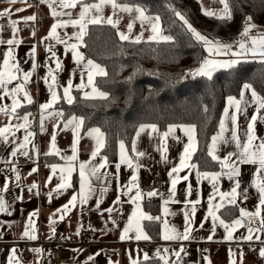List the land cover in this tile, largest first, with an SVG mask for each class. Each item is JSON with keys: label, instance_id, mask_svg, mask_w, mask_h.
Here are the masks:
<instances>
[{"label": "crops", "instance_id": "crops-1", "mask_svg": "<svg viewBox=\"0 0 264 264\" xmlns=\"http://www.w3.org/2000/svg\"><path fill=\"white\" fill-rule=\"evenodd\" d=\"M197 1L200 4L202 13L203 9L219 12L223 8V5L218 0H215V2L214 0ZM95 2H98V0ZM128 6L138 7L133 5ZM8 8L12 9V14L0 18V27H2L0 39L6 41L12 38V29L9 27V21H18V31L16 32L15 38L21 41V43L13 47V52L15 57L14 62L20 69L18 73L20 79H23V73L32 72L33 63H35L36 68L29 83L25 85V89L33 99L32 104H28L23 99V93H20L18 98L21 100L22 106L18 107L15 113H11L12 99L9 96H5L3 91H0V97H3L0 99V107H7L9 109L8 115L0 113V128L9 125L12 126V131L7 133L8 142L5 143L0 139V189L3 188L6 182L8 183V190L6 192H0V195H3L6 204L9 205L8 212L11 213V215L8 212L0 213V264H8V259L12 255L11 250L13 248L16 249V260L13 261V264H17V261L19 264H52L47 257L49 251L48 243L58 240L67 233L76 234L77 230L86 226L91 227L95 231V244L72 246L69 249L68 259L62 264H133V261H136L138 264L139 262L146 261L144 259L145 254L150 259L149 254L143 251L140 246V243L147 241L152 242L156 258H160L164 264L165 261H167V264H231L232 261H235V264H264V258L259 256V249L264 248V243H262L264 242V232H256L252 241L240 239V237L248 235L247 228L249 226L253 228L259 226L260 217L243 218L242 226H236L232 229L233 239L229 240L227 239V232L220 225L219 220L215 222L216 227L213 231V221L209 216L210 197H212L213 205L222 204L220 210L216 212V215L227 224H231L236 219H241V208L248 212H255L259 207V193L254 186V181L257 180L259 165L239 164L237 155H233L229 163H237V166L240 168L241 175L238 178L241 181L240 190L246 193V198L244 196L238 197L236 206H233L227 204V200L230 197L226 196L222 202L219 195L220 193H230L235 185V179H229L226 174L228 169L221 165V161H226L229 154H238L240 151L237 148L236 141L232 139V133H236L241 144L245 143L247 140L248 124L251 121V117L257 115L258 118L255 124L256 135L264 138V120L262 118L260 119L259 113L256 111L258 105L252 100L251 91L245 92L240 105V113H235L234 108H229V116L226 118L223 111L222 120L225 124V131L223 132L222 138L218 139L214 149L213 144L211 143L210 145V149H213L214 154L219 158L215 161L219 162L220 167L217 171H205L209 174V178H204L203 173L205 172L200 171L197 167L194 169L185 167L179 172L181 179L177 182L175 196L173 197L171 195V178L168 173L173 167L180 166L181 156L184 155L185 145L188 144V136L182 128L191 125L173 124L176 126V131L168 136L166 142H162L160 134L166 132L169 127L165 131H162L156 125L159 129V134L151 133V130L147 129L139 137L136 134L134 136L133 142L135 141L136 151L144 152L145 155L143 157L136 156L133 151L129 153L125 148L126 154L133 159L132 167H128L127 164H120V150L118 161L114 164H109L107 161V165L97 173V176H100L101 173L110 174L106 178L108 191L101 198L100 188L105 185V180H97L96 176H90V170L94 166H98L102 162V158L105 157L101 154L103 149L101 148L97 156L94 159L92 158L91 153L97 146L95 135L89 136L87 134L88 131L81 134V129L79 130V139L75 144L77 158L75 161L70 162L66 158L73 155L74 135L72 127L65 129L63 123L59 128L55 127L54 125L60 124L62 118L48 116L46 113L44 131H41L40 128V105L48 102L51 98L49 84H52L53 90L63 99V89L68 86L69 81L73 85L71 95L74 90H78L77 86L80 85L82 79L85 85L88 82L86 68L83 64L78 65L75 62L70 47H66L65 43H56L54 39H44L48 35L53 23H57L58 21L69 22L70 20L78 19L80 6L78 4L74 9H65V11L72 13L71 16H61L55 19L52 17L48 5L46 3L41 4L40 0H26V2H18L15 5H9L6 3V0H0V11ZM21 8L25 10L20 12L15 11ZM32 15H35V21L25 22L23 18ZM103 15L106 18L110 17L113 21L118 20L116 26L117 31L128 34L130 39L127 41H134L141 33H143L141 41H154L148 39L153 35L149 22H142L136 12H121L117 9L116 14L113 15V10L109 5L104 7ZM146 15L149 17H157L156 15ZM130 23L132 24V31L128 33V25ZM100 24L107 23L102 22ZM159 28L160 34L166 36L163 34L160 18ZM252 31L253 34L249 36L257 37L259 34H264V27L257 26ZM78 32L79 27H73L70 23L67 26H62L57 29V34L67 41V45L70 46L71 44L77 43L79 44L78 51L81 52L80 42L75 38ZM33 33L35 34L33 35ZM240 41H245L248 46H251L250 40L240 35L238 39L230 44L233 45L232 51H240L238 47V42ZM33 46L36 49L34 57L30 55ZM49 46L55 51L56 57H52L51 52L47 50ZM8 47L6 43L0 44V68L3 67V58L4 54L8 51ZM206 58L221 61H227L229 59L260 60L258 56L253 57L250 53L247 56L233 57L231 52L213 56H210L207 52ZM57 59L61 64L59 69L56 68ZM86 60L88 59L85 58V62ZM199 66L200 64L190 72H193ZM49 69L52 70V76L56 78L54 83L49 76ZM99 76H94V86L95 79ZM17 82L13 81L8 87L12 88ZM78 91H81L83 94L88 92L92 97L98 98L95 93H92L91 86ZM242 91H244L243 88ZM235 98L240 100L241 95ZM59 101L54 104L53 109L48 111H62L57 107ZM23 107H30V110L17 113ZM226 107H229L228 99L226 101ZM33 111H36L38 115L34 116ZM28 113H31L29 117V130L34 132L35 136L30 138L32 143L26 149L17 152V155L13 157L11 155L12 151L20 143H23V137L25 135V130H17L15 125L24 123L20 117ZM232 114L237 115L235 125L232 124L230 119ZM13 132L15 133L14 136L12 134ZM53 134L56 136L55 144L56 149L59 150V154H56L55 150L51 148V136ZM219 134L220 129L216 136ZM195 140L196 152L198 148L196 130ZM103 142L105 144L104 133ZM165 143L167 150L163 151ZM254 143L258 144L259 141H255ZM33 145H35V148H33ZM23 151H28L29 156L25 157L22 155L21 152ZM49 152L51 154L45 155V153ZM195 152L188 161L190 165L193 164L192 159ZM163 157H166V159ZM21 158H25L24 163L20 162ZM81 162L86 164V176L90 178L92 188L95 190L94 194L84 205H80L78 195L80 192L79 165ZM117 164H120L119 171L116 169ZM52 165L57 166L55 174L51 171ZM69 166L73 168L71 175L72 187L57 193L54 189L61 182L59 169ZM13 168L18 171L21 177L19 181L16 180V173L12 171ZM33 168H37L38 171L31 173ZM216 173H220V175L216 181H212L211 175ZM133 175L137 176L135 183L138 184V189L133 188L132 192L125 195L123 186L129 185ZM173 175L176 174L174 173ZM184 176H187L188 179L184 180ZM48 178H50L51 182L46 185ZM33 183H36L38 188L30 192L28 189ZM213 183L216 184L215 189L213 188ZM189 185L192 188L191 195L187 194ZM137 190L140 191L142 197L138 201L140 212L152 217H160V220H157L159 224V238L156 241L152 240L144 229V222L150 220L141 219L140 213L137 214V217L133 218V224L128 233V237L124 240L120 239L121 235H123L124 228L129 227V218L136 208V205L130 201L129 197L134 196ZM50 191L52 192L51 198L48 195ZM85 191L87 192V189ZM149 192L157 193L154 196L160 199L158 204H149L146 202V199L150 197L148 195ZM73 195L78 196L76 207L70 206L71 210L64 214L63 219H60L61 213L57 212V210L62 209L65 204H68ZM117 198L120 200L119 204L115 203ZM197 199L200 200V203L196 205L195 214L191 215L192 204L188 203V201L194 202ZM98 200H101L99 210L96 207ZM165 200L169 201L167 205L164 203ZM110 207L114 208L111 214L104 211ZM165 207L168 208L167 214L164 213ZM224 209H228L227 214H222L221 211ZM260 211L261 216H264V208H261ZM33 212L37 214L32 216V224L29 226L28 218ZM185 212L190 214L192 221V230L189 234L190 238L188 240L163 239L166 232L168 235H174L175 233L183 234L186 224ZM53 213H56V223L50 226L49 218L52 217ZM137 221L139 222L140 229L149 239L136 240L134 238L136 235ZM165 221L167 222V227H165ZM201 224H203V227H201ZM26 228L30 232L32 228L35 229L33 233L37 237L35 240L23 237V232ZM52 228H55L54 233L52 232ZM209 236H211V240L208 239ZM256 236H259L260 239L257 240L255 238ZM206 242L210 244L204 253L201 254L200 245ZM117 243H122L121 252L113 258L105 255V250L115 252ZM22 249H27L32 256H22L20 254ZM33 249H41L42 251L36 253L32 251ZM166 249L167 251H165ZM177 252H179V256L176 255Z\"/></svg>", "mask_w": 264, "mask_h": 264}, {"label": "trees", "instance_id": "trees-1", "mask_svg": "<svg viewBox=\"0 0 264 264\" xmlns=\"http://www.w3.org/2000/svg\"><path fill=\"white\" fill-rule=\"evenodd\" d=\"M228 2L233 17L222 21L204 15L197 0H118L158 16L163 34L172 39L134 43L121 40L117 27L89 25L80 50L86 59L105 69L107 75L97 77L95 86L107 98H86L81 91L74 90L72 104L60 99L57 105L64 113L59 125L76 116L84 119L81 134L99 128L105 136L101 154L109 164L118 161L121 142L132 152V142L141 125L155 124L162 131L173 124L191 125L198 140L192 163L200 171H217L220 164L212 159L209 150L212 137L220 129L226 101L230 96L239 97L245 83L264 98V63L241 60L232 69L214 73L211 80L193 78L190 71L207 57V52L175 13H182L201 34L225 44L239 38L248 16L253 24L264 27V0ZM28 110L30 107H23L17 113ZM262 116L264 109L259 113L260 119ZM221 212L227 214L228 209ZM144 229L152 240L159 238L157 220L145 221ZM138 264L164 262L155 257Z\"/></svg>", "mask_w": 264, "mask_h": 264}, {"label": "snow or ice", "instance_id": "snow-or-ice-1", "mask_svg": "<svg viewBox=\"0 0 264 264\" xmlns=\"http://www.w3.org/2000/svg\"><path fill=\"white\" fill-rule=\"evenodd\" d=\"M18 2H26V0H6V3L9 5H15ZM215 2V0H214ZM218 2L223 5V8L217 12V11H212L208 9H203V14L209 17H215L218 20H231L233 17L232 9L229 5L228 0H218ZM41 4H47L52 17L55 19L57 17L61 16H71L72 13L70 11H65V9H74L77 7L79 4L80 6V11H79V18L78 19H73L70 20L69 22H64V21H58L57 23H53L48 35L44 39H54L56 43H65L66 47H70L72 50V55L75 60V62L79 64H83L84 67L87 70V77H88V82L87 85L83 82V79L81 80L80 85L77 86L78 90H83L85 87L91 86L92 87V93H95L96 96L99 98H107V94L104 92L98 91V89L93 85V78L95 75H100V76H106L107 73L103 67H101L99 64L94 63L91 59L86 60L85 62V56L78 51L79 44L74 43L71 44L70 46L67 45V41L62 39L58 34H57V29L62 26H67L68 23L71 24L73 27H79V32L76 34L75 38L77 41L80 42V44L83 43V38L87 34V27L89 24H100L102 22H106L107 24L112 25L113 27H116L118 24L117 21H113L110 17H105L103 15V10L105 6H111L113 10V15L116 14V10L119 9L121 12H128L132 13L133 11L138 14V18L143 22V21H148L151 27V31L153 33L152 36H150L148 39L154 40V41H170L172 39L171 36H163L160 34V28H159V17H149L145 14V10L140 7H130L127 4H121L118 3V0H98V2H93V3H87L84 2V0H40ZM25 9H16V12L24 11ZM12 14V9H4L0 11V18H3L4 16H10ZM175 15L180 18V20L183 21L184 25H186L187 30L192 34V36L195 37V39L198 42H201L205 50L209 53L210 56L213 55H221V54H227L228 52H231V55L233 57H242V56H247L249 53L253 57H259L260 61L264 63V34H259L257 37H250L249 33L256 28L257 26L253 24L252 17L248 16L245 19V25L243 27V31L241 32L242 37H247L250 40L251 46H248L245 41H240L238 42V47L240 49L239 52H234L232 51L233 45L230 44H225L219 41L218 39L213 40L205 35L201 34L199 31H197L190 23L189 21L184 17V15L180 12H176ZM25 22L27 21H35L36 17L35 15L28 16L23 18ZM18 21H9V27L12 29V38L5 40L0 39V44H7L8 51L4 54L3 58V67L0 68V91H3L5 96H9L12 99V105L10 108L11 113H15L18 107H21V100L18 98L20 93H23V99L27 101L28 104L33 103V99L29 92L25 89V85H27L30 81V78L35 71L36 65L33 63L32 66V72H25L23 73V79L21 80L18 73L20 71L19 66L14 62L15 57H14V52H13V47L17 46L21 43L18 39H16V32L18 31L17 28ZM0 31H2V27H0ZM132 31V24L130 23L128 25V33H131ZM35 33H33L34 35ZM118 35L121 40H129L130 37L128 34H125L124 32H118ZM143 37V33H141L140 36H137L135 38L134 43H139ZM49 52H51L52 57H56L55 51L52 49L51 46L48 47L47 49ZM35 46L32 48V55L34 57L35 54ZM11 61V63H10ZM242 61L240 59H229L227 61H221V60H215V59H204L198 68H196L193 72L190 73V75L195 78L197 76H202V77H207L209 80L212 79L213 74L217 72L220 69H232L236 67L238 64H240ZM61 67V64L59 60H56V68L59 69ZM49 76L52 79V82H55V76H52V70L49 69ZM131 79V78H129ZM13 81H18L15 86L12 88H9L8 85L12 84ZM47 82V81H46ZM49 92L51 94V98L48 102H45L40 105V128L41 131H44V121L46 119V113L48 116H53L56 118H63L64 113L63 111L60 110H53L49 112L48 110L54 108V104L57 103L61 97L57 94L56 91L53 90L52 84H49ZM73 88L72 82H68V86L63 89V99L67 101L68 104H72L74 101V97L71 95V90ZM244 91L241 92V99L237 100L235 97H228V106L224 110V115L227 118L229 116V108H234L235 113H240L241 112V102L243 101V97L245 92L251 91V97L252 100L258 105L256 111L257 113H260L262 109H264V98H261L260 96L257 95L256 91L252 89V86L250 84L245 83L243 85ZM86 98H94L92 97L88 92L84 93ZM3 97H0L2 99ZM0 113H3L5 115L9 114V109L7 107H0ZM31 113L25 114L22 117H20L24 123L17 124L15 125V128L17 130L19 129H24L25 130V135L23 137V143H20L19 146L12 151L11 155L15 157L17 155V152H20L22 149H26L29 144L32 143V140L30 139L31 137L35 136V133L29 130V117ZM257 115H253L251 117V121L248 124L247 128V140L245 143L241 144L240 139L237 137L236 133H232V139L236 141L237 148L240 149L239 153H233L229 154L228 158L226 161H221V165L224 168H227V175L229 179H235V185L232 188L230 193H220L221 201H224V198L226 196L230 197V199L227 200V204L236 206L237 204V198L240 196H244L246 198V193L243 192L241 189V181L238 179L241 175L240 168L237 166V163H229L231 161L233 155L238 156V163L239 164H258V170H257V180L254 181V186L257 189V192L259 193V207L255 212H248L245 209H240V216L241 219H236L234 220L231 224L225 223L223 219H220L217 215L216 212H218L222 206V204H212V197H210L209 200V216L211 217L213 221V231L215 230L216 227V221L219 220L220 225H222L225 228V231L227 232V239L231 240L233 239L232 236V229H234L236 226H242V219L246 217H260L259 221V226L257 228L253 227H248V235L247 236H242L240 239L242 240H247V241H252L253 236L256 232H264V216H261V208H264V138L258 137L256 135L255 131V124L257 122ZM264 119V116L261 117ZM231 122L233 125L236 124L237 121V115L232 114L231 117ZM84 125V119L83 118H77L75 116H72L70 119H67L66 121H63V127L65 129L72 127L73 130V135H74V144H73V155L71 157H67L66 159L68 161H75L76 160V147L75 144L78 142L79 139V130L83 127ZM55 127L59 128L60 125L56 124L54 125ZM147 129L151 130V133H158L159 134V129L157 128L156 125H141L139 127V130L136 133V136L139 137L141 133L145 132ZM182 130L185 132V134L188 136V144L185 145L184 149V155L181 156V161H180V166L179 167H173L171 171L168 173L169 177L171 178V195L174 197L175 196V190H176V185L177 182L181 179L179 176V172L184 169L185 167H190V168H195L196 165L192 164L190 165L188 161L191 158V155L195 152L196 150V140H195V127L194 126H189V127H183ZM12 131V126H5L3 128H0V139H2L5 143L8 142V137L7 133ZM176 131V126L171 125L169 126L168 130L162 134L161 140L162 142H166L168 136L170 134L175 133ZM225 131V124L224 121L222 120L220 122V134L218 136H213L212 137V144H213V149L215 148V145L218 141V139L222 138L223 132ZM13 136L15 133H12ZM89 136L95 135L97 139V146L96 149L91 153L92 158L94 159L97 156V153L100 151L101 148L104 146L103 142V133L100 131L99 128H92L88 130L87 133ZM56 136L53 134L51 136V148L55 150L56 154H59V150L56 149ZM255 141H259L258 144H255ZM33 148H35V145H33ZM213 149L209 150V155L212 156L213 160H218L219 158L214 154ZM120 164H127L128 167L133 166V159L129 157L126 154L125 151V145L123 142L120 143ZM166 143L164 144V149L163 151H166ZM132 151L135 153L136 156L143 157L145 155L144 152H137L136 151V145L135 141L133 142L132 145ZM22 155L25 157L29 156L28 151H23L21 152ZM51 154L45 153V155ZM166 159V157H163ZM120 164L116 165L117 171H119ZM107 165V158L103 157L102 162L98 166H94L90 170V176H96L97 180L104 179L105 180V185L100 188V196L101 198L103 195L108 191V187L106 186L107 180L106 178L110 175L109 173H101L100 176H97V173L100 172L101 169H103ZM139 167V165H137ZM86 164L84 162H81L79 165V176H80V192H79V202L80 205H84L88 202L89 198L94 194V189L92 188L90 178L86 176ZM12 171L16 173V180L19 181L21 179L18 171L13 168ZM37 168H33L31 170V173L37 172ZM51 171L53 174L56 173L57 171V166L52 165L51 166ZM61 176H60V183L57 184L56 188L54 189L55 192L59 193L61 190H65L69 187H72L71 184V175L73 172V168L71 166L64 168L61 167L59 169ZM29 173V174H31ZM66 173V175H65ZM176 175H173V174ZM198 175H200L198 173ZM220 173L212 174L211 179L212 181H216L219 177ZM204 178H209L208 173H203ZM184 180H187L188 177L184 176ZM137 181V176L133 175L131 177V181L129 182V185L123 186L125 189L124 194L127 195L128 193L132 192L133 188L138 189V184L135 183ZM51 180L50 178L47 179V183H50ZM38 185L36 183H33L30 188L28 189L30 192L33 189H37ZM213 188H216V184L213 183ZM87 189V192L85 191ZM8 190V183L6 182L3 185V188L0 189V192H6ZM240 190V191H238ZM192 188L191 185H189L187 194L191 195ZM157 193L155 192H149V196H154ZM49 198H51L52 192L50 191L48 193ZM141 193L139 190L136 191L134 196H130L129 199L132 203L136 205L135 210L132 212V216L129 218V227H125L123 230V235H121L120 239L124 240L125 238L128 237V233L130 231V228L133 224V218L137 217V214L140 213V218L141 219H147V220H160V217H152L150 215H146L142 212H140V207L138 201L141 199ZM77 195H73L71 197V200L69 201L68 204H65L62 209H58L57 212H60V219L64 218V214L70 211V206L71 207H76L77 205ZM168 200H165L164 203L165 205L168 204ZM101 200L97 201L96 207L99 210ZM116 204L120 203L119 198H117ZM188 203L192 204L191 208V215L195 214L196 211V205L200 203V200L196 201H188ZM8 207L9 205L6 204L5 199L3 195H0V213L8 212ZM104 211L108 212L111 214L114 211V208L110 207L105 209ZM164 213H168V208H164ZM9 215H11L10 212H8ZM37 213L33 212L29 216V226L32 224V216H35ZM56 213H53L52 217H50V226L51 224H55ZM185 230L183 234L180 233H175V230L173 229V232L175 233L174 235H168L167 232L164 234L163 239L165 240H170V239H178V240H188L190 238V232H191V218L190 214L188 212H185ZM115 222V221H113ZM165 227H167V222L165 221ZM201 227H203V224H201ZM35 229L32 228V231L30 232L28 228L25 229L23 232V237H27L28 239L35 240L37 237L35 234ZM52 232H55V228H52ZM77 235L80 234L79 230L76 232ZM136 240L140 239H149V237L142 232L139 226V222H136V235L134 237ZM257 240L260 239L259 236L255 237ZM209 240H211V236L208 237ZM264 243V242H262ZM32 251L36 253H40L42 250L41 249H33ZM167 251V249L165 250ZM183 251V249H181ZM231 251V250H230ZM12 255L8 259V264H13V261L16 260V249L11 250ZM177 256H179V252L176 253ZM259 256L261 258H264V248L259 249ZM144 259L147 260L148 256L145 254ZM207 259V258H205ZM17 264L19 262L17 261ZM133 264H137L136 261H133ZM165 264H167V261H165ZM231 264H235V261H232Z\"/></svg>", "mask_w": 264, "mask_h": 264}, {"label": "built area", "instance_id": "built-area-1", "mask_svg": "<svg viewBox=\"0 0 264 264\" xmlns=\"http://www.w3.org/2000/svg\"><path fill=\"white\" fill-rule=\"evenodd\" d=\"M253 31L249 33V35H252ZM33 115L37 116L38 113L36 111H33ZM21 163L25 162V158L20 159ZM147 203L150 204H158L160 202V199L156 196H150L146 199ZM80 234H73V233H67L63 236H61L58 240L50 241L48 243L49 245V251L47 253V257L50 263L52 264H62L64 261L68 259L69 256V249L72 246L75 245H92L95 244L96 241V233L95 231L89 227H83L79 230ZM100 244V243H99ZM210 243H202L200 245V253H204V251L208 248ZM152 242H142V249L146 251L150 258H155V252L152 250ZM118 250L115 252H111L109 250H105L104 253L110 258L115 257L118 253L121 252V243H117ZM20 254L22 256H28L31 257L32 254L27 249H22L20 251Z\"/></svg>", "mask_w": 264, "mask_h": 264}, {"label": "rangeland", "instance_id": "rangeland-1", "mask_svg": "<svg viewBox=\"0 0 264 264\" xmlns=\"http://www.w3.org/2000/svg\"><path fill=\"white\" fill-rule=\"evenodd\" d=\"M150 204V203H149ZM158 240V239H157ZM154 241H156V240H154ZM76 246V245H75ZM77 246H88V245H77ZM121 246H122V243H121ZM140 246H141V248H142V243H140ZM152 246V245H151ZM118 250V247H117V249H116V251ZM143 250V249H142ZM152 250H153V247H152ZM144 251V250H143ZM154 251V250H153ZM146 252V251H145Z\"/></svg>", "mask_w": 264, "mask_h": 264}]
</instances>
